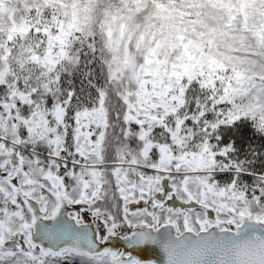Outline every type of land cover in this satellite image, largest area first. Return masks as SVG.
I'll use <instances>...</instances> for the list:
<instances>
[{
    "label": "snow or ice",
    "instance_id": "obj_1",
    "mask_svg": "<svg viewBox=\"0 0 264 264\" xmlns=\"http://www.w3.org/2000/svg\"><path fill=\"white\" fill-rule=\"evenodd\" d=\"M144 246L264 264V0H0V264Z\"/></svg>",
    "mask_w": 264,
    "mask_h": 264
},
{
    "label": "water",
    "instance_id": "obj_2",
    "mask_svg": "<svg viewBox=\"0 0 264 264\" xmlns=\"http://www.w3.org/2000/svg\"><path fill=\"white\" fill-rule=\"evenodd\" d=\"M113 244L120 248L123 247L122 243H117L116 241H113ZM133 253L145 261L156 260L158 264H163L165 260L162 250L156 246H144L143 248H137L133 250Z\"/></svg>",
    "mask_w": 264,
    "mask_h": 264
},
{
    "label": "rangeland",
    "instance_id": "obj_3",
    "mask_svg": "<svg viewBox=\"0 0 264 264\" xmlns=\"http://www.w3.org/2000/svg\"><path fill=\"white\" fill-rule=\"evenodd\" d=\"M169 204L170 206H173V207H184L179 201H176V200L170 201Z\"/></svg>",
    "mask_w": 264,
    "mask_h": 264
}]
</instances>
